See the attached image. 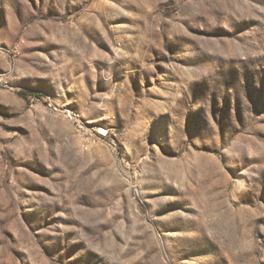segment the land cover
I'll return each instance as SVG.
<instances>
[{"label":"rangeland","instance_id":"1","mask_svg":"<svg viewBox=\"0 0 264 264\" xmlns=\"http://www.w3.org/2000/svg\"><path fill=\"white\" fill-rule=\"evenodd\" d=\"M0 264H264V0H0Z\"/></svg>","mask_w":264,"mask_h":264},{"label":"built area","instance_id":"2","mask_svg":"<svg viewBox=\"0 0 264 264\" xmlns=\"http://www.w3.org/2000/svg\"><path fill=\"white\" fill-rule=\"evenodd\" d=\"M68 117H69L70 119H73L74 116H72L70 113H68Z\"/></svg>","mask_w":264,"mask_h":264},{"label":"trees","instance_id":"3","mask_svg":"<svg viewBox=\"0 0 264 264\" xmlns=\"http://www.w3.org/2000/svg\"><path fill=\"white\" fill-rule=\"evenodd\" d=\"M25 95V94H24Z\"/></svg>","mask_w":264,"mask_h":264}]
</instances>
